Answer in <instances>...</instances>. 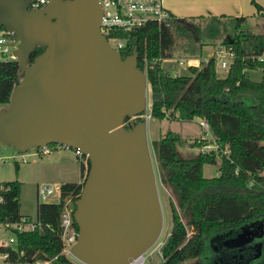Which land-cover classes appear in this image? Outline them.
<instances>
[{"label": "water", "instance_id": "1", "mask_svg": "<svg viewBox=\"0 0 264 264\" xmlns=\"http://www.w3.org/2000/svg\"><path fill=\"white\" fill-rule=\"evenodd\" d=\"M30 2L0 0V27L17 43L13 55L23 73L9 105L0 108V144L20 152L60 144L87 155L71 255L83 264H132L164 226L147 120L125 124L148 108L137 45L123 58L110 44L101 32L99 0H48L39 9ZM38 46L44 50L29 64ZM244 235L218 260L243 261L253 253L257 259L263 237Z\"/></svg>", "mask_w": 264, "mask_h": 264}, {"label": "trees", "instance_id": "2", "mask_svg": "<svg viewBox=\"0 0 264 264\" xmlns=\"http://www.w3.org/2000/svg\"><path fill=\"white\" fill-rule=\"evenodd\" d=\"M207 18L211 22L203 26ZM246 21V17L226 15L180 18L171 13L161 24L149 21L133 32L112 31L108 35L126 39L121 49L123 58L137 45L138 63L143 70L147 59L153 118L205 119L219 145L217 151L186 154L180 148V134L172 130L153 141L161 181L172 194L173 226L162 247L163 264H203L198 258L205 243L211 244L216 238L218 253L228 231L236 234L244 225L264 223V34L246 29L242 26ZM207 32L218 39L223 32L229 34L223 37L222 45L231 47L235 56L225 76L218 74L215 57L202 59L199 66H190L188 73L176 76L162 67L164 59L172 58L178 39L189 38L196 47ZM43 50L38 46L29 64ZM258 69L262 78L255 81L250 72ZM22 77L15 59L0 60L1 106L9 105ZM219 158L218 176L205 177L204 166L218 164ZM89 168L88 160L87 174ZM81 170H85L84 164ZM83 185L63 183L60 202H39L41 225L34 231H20L13 225L25 217L20 212L21 183H1L0 225L11 229L17 239L15 247L0 248L9 253L10 262L77 264L63 253L61 215L65 198L75 202ZM73 224L78 230L75 219Z\"/></svg>", "mask_w": 264, "mask_h": 264}, {"label": "rangeland", "instance_id": "3", "mask_svg": "<svg viewBox=\"0 0 264 264\" xmlns=\"http://www.w3.org/2000/svg\"><path fill=\"white\" fill-rule=\"evenodd\" d=\"M244 12L246 13L245 16L247 21L246 23H242V26L246 27V29L249 27L253 34H264V0H246ZM226 16L236 17L234 14H228ZM181 17L183 18L185 16ZM208 19L209 18L206 19L205 23H203V26H206L208 22H211ZM196 22H201L202 24V22L204 21L197 20ZM229 26L233 27L231 23L229 24ZM208 34L209 33L207 32V34H205V37L201 39V42L197 44L196 47L189 38L178 39V43L176 46L177 49L174 50L172 58L163 61L164 69L172 68V66L175 65L180 68V61H182V65L187 68V71L183 72L184 74H186L188 73V60L193 59V57H202L203 59L209 57L207 50H203L205 46L213 47V50L224 48V46L222 45V40L223 37L229 36L227 32L221 33V38L219 39L215 38L213 34ZM231 34L233 35L234 33ZM9 43L13 47L17 45L16 42L9 41ZM9 55L10 53L1 55L0 60H6ZM216 55L217 53L215 54V56ZM216 69L218 71L221 70L217 61ZM179 70L180 69H178L177 71ZM218 74L220 76H224L227 74V72L222 71ZM250 76L253 80L260 81L262 78V71L260 69L253 70L250 72ZM148 91L147 111L149 113L151 112L152 103L150 83ZM1 107L3 106L0 105V108ZM199 121L200 119L198 117L194 118L193 120H181L174 117L165 119L150 118L147 121L148 140L156 170L157 183L164 214V226L159 240L144 254V264H163L164 260L162 256V247L167 241L173 226L172 209L170 203L172 194L170 189L167 188L161 181L158 163L153 149V141L159 140L167 131L172 130L180 134L182 138L180 148L186 154L201 152L204 150L202 149L204 148L203 146H205L209 142L211 143L215 141V136L213 135L211 129L207 131L199 124ZM129 123L130 121H128L127 125ZM214 147L216 148L217 145L214 144ZM37 152L38 148H32L27 152H20L15 149L12 144H0V181L5 182L11 180L19 181L21 183V212L24 214H28L33 220L38 219L37 208L39 202H44V200L38 196L39 186L55 183L63 184V182L83 183L87 176L88 166L86 159L78 157L74 153V150L71 148L54 150L50 154H38ZM22 153H26L28 155V162L23 163L19 160V156ZM82 164H84L85 166L84 171L81 170ZM219 164L220 158L218 159V164H206L204 166V176L207 178L218 176ZM66 204L68 205L69 209H72L75 205L70 197L66 198ZM258 223L261 222L258 221ZM261 224L263 225L262 233H264V223ZM11 235L14 236L13 231L11 229H6L5 231L1 232L0 238L2 240H9ZM231 235H233V233H230V236ZM217 237L219 236L217 235ZM226 239L228 238L226 237ZM216 247L217 240L216 238H213L211 244L205 243L204 252L198 259L203 264H236L233 259H230L228 257L218 260L220 252L217 253ZM64 254L77 264H83L82 262L74 258L70 252L66 251L64 252ZM257 259L258 260H252L250 264L263 263L264 248L262 254Z\"/></svg>", "mask_w": 264, "mask_h": 264}, {"label": "built area", "instance_id": "4", "mask_svg": "<svg viewBox=\"0 0 264 264\" xmlns=\"http://www.w3.org/2000/svg\"><path fill=\"white\" fill-rule=\"evenodd\" d=\"M102 4L103 9V17H102V25H101V32L108 38L110 44L118 50H121L126 46V39L122 38H109L108 35L112 33V31H123L126 33L133 32L137 28L143 26L149 21H156L158 23H162L170 18L171 13L165 7L164 0H99ZM48 0H31L30 2V9H39L42 8L47 4ZM9 41L14 42L12 40V34L7 32L5 29L0 30V56L10 53L7 59H15L13 55V49L15 46H11ZM234 51L231 47H226L220 49L218 54L214 56L216 58L217 63H219L220 73L222 71L228 72L231 62L234 59ZM264 59V56L261 57ZM192 59L188 60V65L191 64ZM182 61H180V65H182ZM194 66V65H192ZM147 68V59L145 58V72ZM225 76V75H224ZM152 118V113L148 111L145 112L144 115L141 116H134L130 120L129 124L136 123L139 120L146 119L147 121ZM126 122V124L128 123ZM199 124L204 127L207 131L210 128L209 123L205 119H200ZM214 144L217 147H214ZM203 152L208 151H217L219 149V145L214 142H209L205 146H203ZM63 148H70L66 145L60 144H49L46 147H38V154H50L54 150H61ZM74 153L80 157L86 159L88 163V156L84 155L81 150L74 149ZM207 149V150H205ZM20 161L23 163L28 162V155L26 153L20 154ZM1 188V186H0ZM38 196L44 200V202H54L58 203L62 199V191H61V184H44L38 187ZM68 198V197H67ZM71 198V197H70ZM72 200V198H71ZM2 201L0 197V202ZM73 201V200H72ZM75 203V202H74ZM75 210V205L72 209L68 208L66 204L65 198V205L64 210L61 215V226L63 228V241H64V250L63 253L71 251L72 246L77 242L78 237V230L74 227L73 224V213ZM41 222L37 220H33L30 217H23L21 222L18 224H14L13 227L17 228L20 231L23 230H31L34 231ZM4 227V226H3ZM17 239L16 236H11L9 240L0 241V247H7V246H16ZM71 253V252H70ZM23 254V251H21ZM9 260V253L3 252L0 250V264H8ZM145 258L144 255L134 261L132 264H144ZM49 263L48 261L46 262Z\"/></svg>", "mask_w": 264, "mask_h": 264}, {"label": "crops", "instance_id": "5", "mask_svg": "<svg viewBox=\"0 0 264 264\" xmlns=\"http://www.w3.org/2000/svg\"><path fill=\"white\" fill-rule=\"evenodd\" d=\"M164 4H165V7L170 11V13L180 18H182L181 16H185V17L223 16V15H228V14H234L236 17H246L245 16L246 13L244 12L245 6H246V0H164ZM205 49L207 50L209 57L205 59H203L202 57L201 58L193 57L191 61L192 65L199 66L200 61L202 59L207 60L208 58L215 56L216 53L218 54L220 50V49L213 50V47H209V46H205L203 50ZM164 60H168V59H164ZM192 65H188V68ZM162 67L164 68L163 62H162ZM178 69L180 70L177 71ZM186 69L187 68H185L184 66L180 65V68H179L177 65H175V66H172V68L165 69V70H167L171 75L176 76V75L184 74L183 72L187 71ZM150 89H151V86H150ZM2 182L3 181H0V185ZM20 212H21V208H20ZM21 214L23 216L30 217L28 214H24L22 212ZM5 230L6 228L0 225V234L1 232ZM4 240L6 239L2 240L0 238V241H4ZM8 264H39V262H35V263L9 262Z\"/></svg>", "mask_w": 264, "mask_h": 264}, {"label": "flooded vegetation", "instance_id": "6", "mask_svg": "<svg viewBox=\"0 0 264 264\" xmlns=\"http://www.w3.org/2000/svg\"><path fill=\"white\" fill-rule=\"evenodd\" d=\"M262 228H263V225L261 223H258V222H254V223L244 225L241 227V229L238 232H236V234H234V236H237V239H233V241H231L230 240V239H232V237H231L227 241L225 240L221 247L225 248V249H231L230 247L236 246V244L239 240H241L242 238L245 239L247 237L244 234H247L249 237H260V238L263 237V240H264V233L262 235ZM230 233H232V231ZM263 246H264V243H263ZM246 247L248 248L249 246H246ZM233 249L237 250L238 248L233 247ZM247 252H250V251H247ZM254 254H256V253H253V255L246 257L243 261H237V262L235 260L234 261L236 264L237 263L238 264H250V262L252 260H258V259L254 258Z\"/></svg>", "mask_w": 264, "mask_h": 264}]
</instances>
